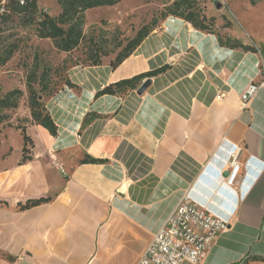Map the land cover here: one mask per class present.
<instances>
[{"label": "crops", "instance_id": "crops-1", "mask_svg": "<svg viewBox=\"0 0 264 264\" xmlns=\"http://www.w3.org/2000/svg\"><path fill=\"white\" fill-rule=\"evenodd\" d=\"M217 33L167 16L115 69L103 57L72 65L42 98L56 135L31 120L22 127L32 142L25 162L23 140L13 156L10 129H0V264H136L184 194L227 223L198 264L262 255L264 85L247 103L241 97L259 83L263 53L232 49ZM165 66L141 96L145 80L96 96ZM226 143L243 166L236 187L224 184L229 161L210 164ZM85 156L106 163H81ZM38 198L50 202L18 209Z\"/></svg>", "mask_w": 264, "mask_h": 264}, {"label": "rangeland", "instance_id": "rangeland-1", "mask_svg": "<svg viewBox=\"0 0 264 264\" xmlns=\"http://www.w3.org/2000/svg\"><path fill=\"white\" fill-rule=\"evenodd\" d=\"M207 18H216V32L223 41L237 39L243 44L253 45L264 54V0L255 6L248 0H200ZM38 9L52 18H57L61 8L56 0H36ZM172 0H122L111 7H100L84 13L83 39L70 53L56 50L53 41L40 39L35 35L34 24L28 15H15L6 9L7 2L0 1V56L13 48L11 59L0 65V98L7 92L20 89L23 96L15 110L4 111L7 121L0 129H10L8 139L13 148V156L19 154L21 136H13L11 130L24 127L31 119L28 95L25 87L30 72L47 71L52 91L65 81L68 68L75 64H89L90 57L102 56L106 61L114 60L118 52L133 39L137 31L157 18ZM221 6V9H219ZM263 57V55H262ZM264 60V57H263ZM257 88L264 85V64L260 69ZM3 153V150L1 151ZM5 163L6 160H5ZM2 164V162H0ZM257 244L264 242V219ZM256 257L246 254L244 258ZM264 258L263 253L260 256ZM249 264H264L254 261Z\"/></svg>", "mask_w": 264, "mask_h": 264}, {"label": "trees", "instance_id": "trees-1", "mask_svg": "<svg viewBox=\"0 0 264 264\" xmlns=\"http://www.w3.org/2000/svg\"><path fill=\"white\" fill-rule=\"evenodd\" d=\"M7 2L6 10L15 15H28L30 21L34 24L35 35L40 39H50L53 41L54 47L59 52L70 53L75 50L83 39L82 26L84 23V13L87 10L111 7L118 4L122 0H56L61 8V13L57 18H52L46 13H42L37 6L36 0H4ZM23 1V4H21ZM260 0H248L250 5L255 6ZM200 0H172V3L166 7L164 11L160 13V19H164L167 16H174L183 19L185 22L190 23L196 30L214 34L216 31V18H207L204 13ZM157 25V18H153L151 23L140 28L135 37L129 40L126 45L118 52L115 59L110 62V67L115 69L125 59L131 56L134 50L144 41V39L153 31ZM222 44L232 48H240L245 52H257L256 47L253 45H244L237 39H226L221 41ZM14 53V49L11 48L0 56V65H4L8 62ZM102 56H91L90 65L97 66L101 63ZM264 57V54H263ZM168 69V66L149 71L130 79L118 81L113 84H109L101 91L97 93V97L104 95H123L128 90H135L142 83L143 80L157 77ZM25 87L28 95V108L30 110V116L32 122L46 129L50 135H56V126L51 119L50 115L46 111L43 105V96L52 94L50 81L47 75V71L42 70L40 73L37 71L30 72L26 77ZM23 96V92L20 89H14L7 92L2 98H0V125L7 121V115L4 111L15 110L19 106V101ZM87 123V120L85 121ZM21 131L23 140L22 149V162L27 161L30 158V148L32 142L26 135L25 129L18 127ZM234 147H229L223 144L216 155L211 160L210 164L215 166L218 170L224 168L225 162L230 159V153L234 152ZM223 160V162L220 161ZM81 163L84 164H103L105 160L94 159L89 156H85ZM246 184H249L247 180H244ZM247 189H244L245 192ZM50 202V198H38L30 199L24 203L18 204L19 210H28L41 204ZM264 261L261 257L244 258L243 262Z\"/></svg>", "mask_w": 264, "mask_h": 264}, {"label": "built area", "instance_id": "built-area-1", "mask_svg": "<svg viewBox=\"0 0 264 264\" xmlns=\"http://www.w3.org/2000/svg\"><path fill=\"white\" fill-rule=\"evenodd\" d=\"M256 90L255 84L249 85L241 101L247 103ZM242 168L239 155L234 151L230 154L226 170L229 174L223 179L227 187H236ZM226 230V222L184 194L136 264H182L185 261L198 264L217 237Z\"/></svg>", "mask_w": 264, "mask_h": 264}, {"label": "water", "instance_id": "water-1", "mask_svg": "<svg viewBox=\"0 0 264 264\" xmlns=\"http://www.w3.org/2000/svg\"><path fill=\"white\" fill-rule=\"evenodd\" d=\"M219 9H221V6H219ZM151 85V80L150 79H146L141 85L140 87L137 89L136 93L138 96H141L144 94V92L149 88V86ZM228 171H226L225 173H223V178H226L228 176Z\"/></svg>", "mask_w": 264, "mask_h": 264}]
</instances>
